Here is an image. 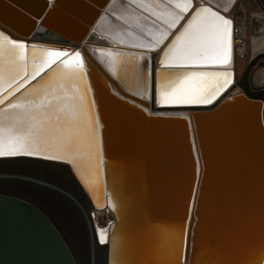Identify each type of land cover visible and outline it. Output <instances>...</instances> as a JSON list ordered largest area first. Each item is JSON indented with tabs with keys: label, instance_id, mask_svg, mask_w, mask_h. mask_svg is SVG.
<instances>
[{
	"label": "water",
	"instance_id": "95a60500",
	"mask_svg": "<svg viewBox=\"0 0 264 264\" xmlns=\"http://www.w3.org/2000/svg\"><path fill=\"white\" fill-rule=\"evenodd\" d=\"M159 1L171 9L183 12V19L176 24L161 45L154 48L155 50L150 48L153 52L161 49L185 17L190 13V19L197 8H210L229 19L221 7L213 3L204 4L206 0H192L187 12L184 11L183 4L169 3L168 0ZM109 2L110 0H0V30L10 36V39L23 42L28 49L27 74L0 89V99L9 97L5 105L0 107L6 106L8 102L35 85L38 79L57 64L65 60L79 64V60L78 63L75 59L80 56L75 53L81 54V51L73 46L85 38ZM102 19L120 26L122 30L124 28L127 32L137 34V37L150 39L143 32L124 24L123 20L112 13ZM187 20H184L185 23L179 31ZM142 40L146 45L149 44L147 40ZM169 44L170 42L161 54ZM236 44L233 41L232 47ZM32 45H36L38 53L51 49L67 54L53 56L48 61L50 66L45 67L35 80L25 84L31 73ZM259 56H264V53H259L249 62L240 81L236 82L247 95L236 93L221 97L223 91L210 103L221 97L212 106L204 103L158 105L191 110L189 119L182 115L144 113L136 103H131L115 93L113 87L126 95L119 89L115 78L109 72L91 61L88 64V75L95 91L99 115L100 143L97 163L100 165L101 161L103 165L106 205L108 162H134L144 158L159 165L176 167L185 173L195 171L191 204L177 264H248L255 258L259 260L258 264L264 263V103L256 99L264 95V89L251 91L247 77L248 68ZM136 59L138 73L143 71L145 76L147 58ZM82 64L84 65V62ZM186 65L194 66L184 67ZM199 66L222 65L172 63L160 64L155 69L154 63L150 74V90H153L155 71H158V68H204ZM225 70H231L233 81L234 68ZM21 84H25V87L14 91ZM141 90H145V86L140 88L139 85L135 91L140 93ZM10 93L14 94L10 96ZM144 95L146 98L143 93ZM128 96L141 103L145 102ZM111 112L119 118L118 123L109 120ZM15 157L37 158L67 165L90 199V207L95 205L84 179L70 163L40 156ZM0 179L22 180L55 192L67 200L84 226L88 240L89 264H106L107 244H97L91 215L71 192L52 182L22 173L0 172ZM112 222L117 223L115 218L108 224ZM0 264L77 263L62 235L45 213L27 200L0 193Z\"/></svg>",
	"mask_w": 264,
	"mask_h": 264
},
{
	"label": "bare ground",
	"instance_id": "6f19581e",
	"mask_svg": "<svg viewBox=\"0 0 264 264\" xmlns=\"http://www.w3.org/2000/svg\"><path fill=\"white\" fill-rule=\"evenodd\" d=\"M236 1L206 0L204 4L212 5L211 3H213L221 7L228 17V13ZM110 13L123 20L124 24L130 28L132 27L147 35L150 38L149 40L142 36L140 37L147 40L149 44L146 45V42L137 37V34L134 35L131 32H127L124 28L122 30L120 26L102 19V17L107 18ZM189 14L185 17V21L188 19ZM177 17H183V12L171 9L168 5L160 1L157 2V0H150L147 3H141L140 0H128L125 2L122 0H110L102 10L101 17L98 18L99 20L95 21L90 27L85 38L81 42L74 44L73 47L76 46L81 51L79 59L75 60L77 62L79 60V64L84 62V77L80 88L82 90L84 88L88 89L86 102L94 101L92 116L97 121L96 138L98 145L100 143L99 115L95 103V91L88 75V64L90 61L109 72L115 78L119 89L123 93H126V95L121 94L111 84L117 95L119 94L120 97L130 100L131 103H136L138 107L143 109L144 113L148 115H182L186 119H189L191 110L182 107L168 108L158 106L165 104H187L169 103L163 100L157 91L158 85L166 86L168 81L179 78L176 74L186 72H231V70H225L231 67L235 71L236 48L234 45L232 47L235 36H232L231 42V28L234 20L232 17H228L232 21V24L229 26V32L225 37V47L222 55L218 53L214 59L199 58L180 61L169 58V62L165 63H200L222 66H199L204 67L203 69L158 68V71H155V82L152 85L153 90H150L152 65L155 63V69L160 66L159 60L163 57L161 51L167 43H171L175 36L179 34L181 31L179 29L185 21L183 20L177 29L172 32L171 37L161 49L157 52H153L152 49L155 50L154 48L161 45L171 30L175 28L176 24L181 20L177 19ZM251 17L252 26L250 34L248 35L246 20L241 25L238 34L246 39L249 36L253 41L254 49L264 51V12H256ZM208 18L212 19L210 16ZM0 32L2 31L0 30ZM8 37L10 38V36ZM236 43L238 44L239 42ZM249 46L247 43L244 45L240 44L238 52L244 54ZM101 51L104 53H99ZM137 57L147 58L145 61L146 77L143 71L140 74L137 71ZM193 66L186 65L184 67ZM55 67L49 70L43 77L51 73ZM223 79L222 77H189L184 82V88H191L198 82L218 80L221 82V89L218 93L221 94L224 91L221 97L239 93L232 92L235 89V72L233 81L232 77L228 79V86H223ZM40 80L38 79L36 84ZM102 81L107 84L105 79L102 78ZM139 85L140 88L145 86V90L136 93L135 90ZM33 86L26 89L25 92ZM143 93L146 94V98L145 95L143 96ZM218 93L211 97L210 102L202 103L210 104L219 95ZM81 94H83V91H81ZM128 95L142 99L145 102L141 103ZM157 100H161V102L157 103ZM216 102L210 104V106ZM109 120H115L118 123L119 118L111 112ZM124 132L125 126L123 124ZM84 159L86 158H80L75 167L73 164H70L75 170L79 168V171L77 170L79 176L83 177L84 181H87L85 184L95 201V205L92 207V210H94L92 212L93 216L95 218L97 214H109L112 216L108 219L107 223L101 225L96 222L93 226L96 241L98 240L101 243V235L106 238V242L101 244H107V264H177L191 204L195 171L185 173L176 169V167L173 168L165 164L159 165V163L153 160L147 161L144 158L135 160L134 162L126 160L108 162L106 165L108 205H106L103 165L101 161L100 165H98L96 159L92 162L91 166L80 167V163ZM103 206L105 207L102 208ZM114 218L117 223L113 224L114 222H112L108 224ZM258 261L255 258L248 264H258Z\"/></svg>",
	"mask_w": 264,
	"mask_h": 264
},
{
	"label": "snow or ice",
	"instance_id": "6c2138e0",
	"mask_svg": "<svg viewBox=\"0 0 264 264\" xmlns=\"http://www.w3.org/2000/svg\"><path fill=\"white\" fill-rule=\"evenodd\" d=\"M140 2L147 3L150 0ZM168 2L183 4L185 12L192 5V0ZM231 24V20L210 8L195 9L179 34L164 50L161 65L168 63L169 58L180 61L214 59L218 53L222 55L225 37ZM27 53L28 49L23 42L12 40L0 32V89L27 74ZM66 54L51 49L38 53L36 45H32L31 73L25 84L35 80L45 67H49L48 61L53 56ZM75 55L81 54L77 52ZM176 75L179 78L168 81L166 86H157L160 97L169 103H202L210 102L211 97L220 91L221 82H198L186 89L184 82L189 77H222L223 86L226 87L233 73L186 72ZM83 77L82 63H69L65 60L20 97L0 107V157L40 156L49 160H63L74 167L84 157L86 159L81 161L80 167L91 166L99 155L97 121L92 116L94 101L86 102L88 89L80 88ZM25 84H21L14 91L24 88ZM8 99L9 97L0 99V105H5ZM160 102L161 100H157V103ZM100 242H106L103 235L100 236Z\"/></svg>",
	"mask_w": 264,
	"mask_h": 264
},
{
	"label": "rangeland",
	"instance_id": "374dc122",
	"mask_svg": "<svg viewBox=\"0 0 264 264\" xmlns=\"http://www.w3.org/2000/svg\"><path fill=\"white\" fill-rule=\"evenodd\" d=\"M263 9L264 0H237L229 11L228 17L234 18L236 23L240 25L239 27L246 20L249 35L252 26V14L264 12ZM239 37L241 40H238L237 55L235 57V69H237L235 72V82L240 81L249 62L259 53H264V51L258 50V52L254 49L253 41L249 36L247 39L240 35ZM244 42L250 46L244 54H241L238 50L240 44L242 45ZM248 70L247 77L250 90L259 91V89H264V56H259L255 63L250 65ZM236 84L232 92L245 93L243 88L239 84ZM0 172L31 175L66 189L81 202L87 213H90L93 226L96 222L103 225L112 217L109 214H97L96 218L93 217L90 199L72 175L69 167L63 163L28 157L0 158ZM0 193L22 198L37 206L49 217L60 232L69 246L76 263L89 264L88 240L84 226L73 207L62 196L43 187L22 180L12 179H0ZM98 245L102 244L99 243Z\"/></svg>",
	"mask_w": 264,
	"mask_h": 264
},
{
	"label": "built area",
	"instance_id": "2783aa9c",
	"mask_svg": "<svg viewBox=\"0 0 264 264\" xmlns=\"http://www.w3.org/2000/svg\"><path fill=\"white\" fill-rule=\"evenodd\" d=\"M233 20H234V18H233ZM239 30H240V27L236 23V21L234 20V24H233V28H232V34H234V35H232V36H235L234 37L235 42H238L239 39L241 40V38L239 37V34H238ZM245 43L246 42H244L242 45H244ZM235 48H236V55H237V49H238L237 44L235 45Z\"/></svg>",
	"mask_w": 264,
	"mask_h": 264
},
{
	"label": "flooded vegetation",
	"instance_id": "af4514ba",
	"mask_svg": "<svg viewBox=\"0 0 264 264\" xmlns=\"http://www.w3.org/2000/svg\"><path fill=\"white\" fill-rule=\"evenodd\" d=\"M236 70L237 69H235V72H236ZM236 79H237V77H236ZM235 84H236V82H235ZM237 85V84H236ZM259 90H262V89H259ZM262 94H264V93H262ZM249 97H251V96H249ZM253 98V97H252ZM256 99H260V100H262L263 101V103H264V95H262L261 96V98H256ZM263 119H264V111H263ZM92 211H94V210H92ZM94 217V216H93ZM95 218V217H94ZM96 240V239H95ZM98 244H99V241L97 240L96 241ZM101 244V243H100ZM102 245H105V244H102Z\"/></svg>",
	"mask_w": 264,
	"mask_h": 264
}]
</instances>
